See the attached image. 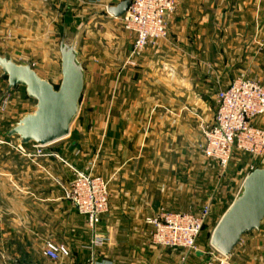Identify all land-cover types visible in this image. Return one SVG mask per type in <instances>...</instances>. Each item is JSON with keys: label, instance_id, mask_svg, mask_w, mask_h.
Here are the masks:
<instances>
[{"label": "crops", "instance_id": "0c3cea01", "mask_svg": "<svg viewBox=\"0 0 264 264\" xmlns=\"http://www.w3.org/2000/svg\"><path fill=\"white\" fill-rule=\"evenodd\" d=\"M90 1L96 6L103 2L107 10L121 0ZM231 1L232 5L220 6L215 4V0H181L177 10L169 18L168 39L157 49L146 48L138 57V68H128L122 75L120 110L122 127L125 128L122 136L125 148L120 156L121 188L120 193L111 198L109 212L100 222L101 232L105 237L103 244L93 243L92 231L91 234L86 232L88 236L83 237L80 221L82 219L85 222V218L80 216L76 208L71 211L70 202L54 198L58 194L50 192L47 186H34V190L39 192L37 201L31 195L24 196L26 206L35 203L41 208L57 207V211L59 207L63 208L60 213L56 211L59 214L57 229H51L49 225L52 224V219L49 217L44 215L41 219L42 227L48 235L46 240H66L69 247L72 246V260H66L62 264H204L203 258H208L203 255L205 252L184 257V253L179 250L154 245L151 242V226L146 223V217L156 214L163 205L175 206L176 180L172 184L167 182V188L160 181L162 176L165 178L177 174V156L175 151L161 152L156 144L176 143L177 128H191L195 117L200 122L207 121L206 124L212 122L217 107L215 98L214 108H211L199 96L209 95L213 91L216 95V83L217 87L226 88L234 79L243 77L238 66L239 58H236V48L242 44V33L249 46L264 40V5L259 6L257 0H247V6L241 4L243 0ZM45 3L51 9L54 8L57 14L67 4L65 0H45ZM44 8L43 15L47 17V7L44 5ZM35 12L37 9L34 10L33 0H0V34L11 31L14 35L12 40L0 43V54H6L19 63H30L29 59L21 61L26 55L23 50L18 49L14 33L23 32L25 38L30 37L39 22ZM245 20L248 22L245 23ZM48 25L54 27L56 24L53 19H49ZM215 48L220 63L212 73L208 64L204 63L203 66L202 63L208 62L210 53H214ZM251 56L254 59L258 57L255 53ZM37 59L39 62L48 59V63L55 64L46 53L38 54ZM33 68L40 76L49 77L44 66ZM85 71L87 77L86 67ZM2 77L4 76L0 70V84L4 82L7 90V81ZM178 95L184 96L185 101L178 102ZM253 123L264 127V116L256 118ZM165 128L168 133H165ZM190 163L187 172L192 170ZM40 165L42 169L55 170L58 176H61L59 172L65 167L57 159L41 160ZM79 166L77 165L82 171L87 169L85 165ZM12 172L19 174L27 182L31 179L32 170L29 165L23 169L13 168ZM32 186L30 182L25 189L30 187L33 190ZM164 190L168 191L164 193ZM65 208L69 212L67 215ZM187 210L189 209L180 211ZM224 212L214 215L216 221L212 231ZM263 224L264 221L259 230L248 233L246 238L242 237L230 254L235 263L236 254L248 250V255L254 259L250 263L264 264ZM82 238H87L88 241Z\"/></svg>", "mask_w": 264, "mask_h": 264}, {"label": "rangeland", "instance_id": "374dc122", "mask_svg": "<svg viewBox=\"0 0 264 264\" xmlns=\"http://www.w3.org/2000/svg\"><path fill=\"white\" fill-rule=\"evenodd\" d=\"M33 1L34 10L37 9L35 13H37L38 25L36 24L28 38L24 37L23 32L14 33L19 44L18 49L23 50L26 55L21 61L29 59L33 67L44 66L45 73L47 71L49 75L47 79L57 86L61 80L59 41L65 33L68 38L77 39L81 57L87 69V77L80 110L72 124L70 134L46 147L47 152L57 154V156H26L16 146V137L4 135L19 118L35 110L36 101L27 96L24 87H17L6 93V85L4 82L0 84V264H62L66 260H72V246L70 248L66 240L63 242L54 239L46 240L47 231L43 229L41 223L42 216L45 215L52 219V224L49 225L51 229H57L58 213L63 208L59 207V211H57V207L41 208L35 203L32 206H26L25 195H31L34 201L39 198V192L34 190V186L45 185L50 189V192L58 194L54 198L59 197V199L68 201L63 198V187L75 177L76 170H80L77 165H80L79 167L85 165L86 168L93 165V172L107 182L109 201L114 195L120 193V156L121 151L125 148L122 140L125 128L122 127L121 119L123 118L120 110L122 102L121 79L128 68H138V58L135 65L126 63L133 47V35L123 28L122 17H111L108 14L103 2L95 3L96 6L90 0H65L67 4H64V10H59L57 14L54 8L51 9L46 4L47 2L45 3V0ZM257 1L259 6L264 5V0ZM180 2L181 0L178 6ZM215 4L232 5L233 2L231 0H215ZM241 4L247 6V0H243ZM44 5L48 11L47 17L43 15L44 9H46ZM49 19L55 21V28L48 25ZM62 22L63 24H61ZM247 22L245 20V23ZM12 36L14 35L11 31L0 34V43L12 40ZM241 39L242 44L236 48V58H239L238 66L242 76L264 83V56H262L264 40L249 46L245 41L244 33H242ZM160 45L149 47L157 49ZM249 52L253 56L254 53L256 56L258 55V61L254 57L252 58ZM44 53L53 59L55 64L48 63V59V61L42 59L39 62L38 54ZM215 53L216 48L214 53H210L208 62L202 63L203 66L204 63H207L212 73L213 70H217L220 63ZM255 61L258 63L255 64ZM2 78L7 81V78ZM217 86L216 83L217 90L221 89ZM214 94L215 91L199 97L203 98V101L211 108H214ZM177 101L184 102L185 97L178 95ZM197 118L195 117V120ZM195 120L191 128L187 127L185 130H183V126H180L182 129L177 128L176 143L161 142L156 144V147L161 152L175 151L178 163L177 174L165 176V178L162 176L160 181L167 188V182L172 184L176 180L175 206L163 205L161 208L175 209V211L183 209L198 211L207 203L211 205V214L197 242L201 249L198 252L204 253L203 251L212 249L210 239L216 221L214 215L223 213L232 203L239 193L245 177L250 173L251 166L264 167V158L260 159L237 152L227 170L222 171L217 163L207 159L203 153V125L207 121ZM165 133H168L166 128ZM47 159H57L61 164H64V169L59 172L61 176L56 175L55 170L41 168V160ZM112 162L113 164H111ZM189 163L192 170L187 172ZM26 165H29L32 170L31 179H28L30 180L28 182L19 174L12 172L13 168L23 169ZM30 182H32L33 190L30 187L25 189ZM70 204L72 211L75 207L71 202ZM65 210V214H69L67 208ZM80 216L85 218L81 214ZM80 222L83 237L88 236L86 232L91 234L92 229L88 226L87 220L84 222L81 219ZM100 225H98V231L102 235ZM248 236L249 234H246L244 238ZM82 239L88 241L87 238ZM48 242L64 244L71 251V255L59 260L46 257L43 251ZM242 253L236 254V263L229 255V262L231 264H255L250 263L254 259L248 255V250ZM203 255L208 256L205 253ZM182 258L185 259L183 256ZM207 260L208 258H203L202 263L207 264Z\"/></svg>", "mask_w": 264, "mask_h": 264}, {"label": "built area", "instance_id": "2783aa9c", "mask_svg": "<svg viewBox=\"0 0 264 264\" xmlns=\"http://www.w3.org/2000/svg\"><path fill=\"white\" fill-rule=\"evenodd\" d=\"M179 1L131 0L127 11L121 16L123 28L133 35V47L127 64L135 65L136 59L147 47L159 46L168 39L169 18L175 13ZM215 101L214 118L203 126L205 157L217 163L222 171L227 170L237 152L264 158V127L253 123L256 118L264 116V83L238 77L228 87L216 92ZM15 143L26 156H57L46 151L47 145L34 142L19 144L17 140ZM256 168L251 166L250 172ZM63 198L85 216L94 233L93 243L103 244L105 237L99 233L98 225L102 216L109 211L110 201L107 182L93 172V165L85 171L76 170L75 177L63 187ZM210 214V203L198 211L161 208L156 214L146 217V223L151 226V242L156 246L181 250L184 257L198 252L201 249L197 242ZM205 253L208 255L207 264H231L228 256L213 246ZM43 254L52 260L71 255L64 244L53 242L47 243Z\"/></svg>", "mask_w": 264, "mask_h": 264}, {"label": "water", "instance_id": "95a60500", "mask_svg": "<svg viewBox=\"0 0 264 264\" xmlns=\"http://www.w3.org/2000/svg\"><path fill=\"white\" fill-rule=\"evenodd\" d=\"M131 0H121L107 11L121 17ZM60 83L55 86L40 76L31 63H19L6 54H0L2 76L7 78V90L24 87L29 98L36 101L35 110L24 114L5 132L16 137L19 144L49 145L67 137L78 116L85 88L86 71L76 38L63 33L59 41ZM264 220V167L251 171L244 179L234 201L215 226L210 243L229 256L242 237L259 230Z\"/></svg>", "mask_w": 264, "mask_h": 264}]
</instances>
